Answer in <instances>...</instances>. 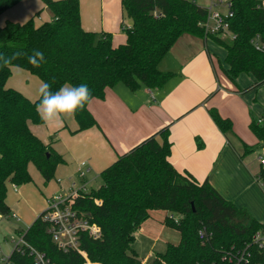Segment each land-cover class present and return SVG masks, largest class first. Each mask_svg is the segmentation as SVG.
Returning <instances> with one entry per match:
<instances>
[{
	"label": "trees",
	"instance_id": "16d2710c",
	"mask_svg": "<svg viewBox=\"0 0 264 264\" xmlns=\"http://www.w3.org/2000/svg\"><path fill=\"white\" fill-rule=\"evenodd\" d=\"M24 0H0V16ZM54 19L37 26L8 22L0 26V54L28 53L39 49L45 61L40 68L28 63L26 56L13 61L21 69L51 84L58 90L64 83H87L92 99H103L105 91L124 84L132 92L145 87L163 88L175 74L161 72L159 64L183 35L212 38L226 50V74L233 82L242 74L252 75L255 84L243 92L264 86V53L252 41H264V9L259 0H232V18L227 20L235 38L228 44L222 33L209 34L205 23L209 10L192 0H122L124 44L113 46L107 33H91L81 26L79 0H41ZM14 67H0V217H9L8 187H22L33 179L29 165L34 164L45 183L55 178L65 160L45 145L30 129L42 125L36 103L20 92L6 87ZM88 105L75 115L79 130L97 125ZM211 118L224 133L233 130L229 119L217 110ZM167 126L134 147L101 173L102 185L80 191L74 199L75 210L84 213L101 229L94 239L81 233L79 249H61L48 233L43 213L23 231L24 241L52 264H142L133 249L136 233L155 211L168 213L164 224L180 233L178 244L169 243L154 264H237V252L248 248L249 263L264 264V247L255 244L256 234L264 232L246 209L226 200L208 181L195 180L178 172L171 164L172 144ZM251 132L264 150V120L252 118ZM162 140L159 142L157 138ZM247 154L253 150L245 148ZM260 176L264 178L261 165ZM171 216H180L176 224ZM205 232V239L199 237ZM13 264H35L28 251L14 250ZM244 264V263H242Z\"/></svg>",
	"mask_w": 264,
	"mask_h": 264
},
{
	"label": "crops",
	"instance_id": "0c3cea01",
	"mask_svg": "<svg viewBox=\"0 0 264 264\" xmlns=\"http://www.w3.org/2000/svg\"><path fill=\"white\" fill-rule=\"evenodd\" d=\"M192 1L204 7L199 0ZM215 2L211 0V4ZM79 3L83 30L110 34L115 47L126 42L123 26L130 27L131 23L124 17L122 0H79ZM53 19V13L41 0H24L0 16V26L30 20L39 26ZM226 55V50L212 38L183 35L159 64L161 72L175 74L163 88L143 87L136 92L124 84L108 88L103 99L90 101L88 109L97 125L84 131L77 132L75 116L52 125L31 124V131L65 160L58 166L53 181L45 183L42 178L44 188L40 192H44V206L43 209L39 206L37 214L46 210L49 197L66 191L71 183L77 188L84 184L87 189L120 156L169 126L168 139L172 144L169 160L173 167L200 183L208 181L226 200L246 209L264 224V179L254 165L256 155L260 156L259 148L263 149L250 129L252 118L264 120V86L244 93L256 80L252 75L242 74L235 82L231 81L226 74ZM38 79L14 67L8 88L35 102L42 82ZM212 109L232 122L231 133L226 135L216 126L209 113ZM157 140L162 141L160 137ZM246 147L253 153L247 154ZM81 162L88 164L84 179L78 171ZM76 176L80 185L73 181ZM68 181L71 183L66 186ZM13 191L22 195L19 188L18 192ZM23 191L34 193L28 185L23 186ZM9 207L12 213V206ZM161 212L163 220L147 226L153 235L165 227L168 213Z\"/></svg>",
	"mask_w": 264,
	"mask_h": 264
},
{
	"label": "built area",
	"instance_id": "2783aa9c",
	"mask_svg": "<svg viewBox=\"0 0 264 264\" xmlns=\"http://www.w3.org/2000/svg\"><path fill=\"white\" fill-rule=\"evenodd\" d=\"M232 0H216L215 3L211 4L209 9V17L205 23V30L209 34H230L232 40L235 36L230 33L229 25L227 20L232 18L233 12L231 9ZM226 6L227 11L225 13L218 11L220 6ZM217 9V10H214ZM259 9H264V0H259ZM213 22V25L211 24ZM252 44L257 51L264 53V41L260 37H256ZM261 122V121H259ZM259 161L264 168V150L263 153L259 156ZM87 162H81L79 164V176L81 179L86 177L88 170ZM58 183L61 181L58 180ZM14 190L18 192V187L15 185ZM80 191H87L86 185L83 184L82 187L77 188L74 183L70 184V187L61 193H57L52 197H49L46 200V210L43 212V221L48 224V233L52 236L53 241L63 250L74 249L81 253L84 257L86 254L81 252L79 249V237L81 233L88 234L94 239H99L102 235L101 229L90 219H88L84 213L75 210L74 208V199L78 196ZM173 221L178 224L181 217L180 216H171ZM14 219L20 220L18 216H14ZM199 237L201 240L205 239V232L200 231ZM15 242V240H14ZM255 244L260 247H264V232H258L255 237ZM249 248V247H248ZM248 248L237 252L234 261L236 260L237 264H247L249 263V252ZM18 252L28 251L31 256L34 257L35 264H52L49 259L42 253H39L30 245H28L24 239L23 234H20V239L15 242V247L13 249ZM12 251V252H13ZM12 254V253H11ZM5 256L2 248L0 247V264H13L10 262L9 258L11 256ZM142 264H145L144 262Z\"/></svg>",
	"mask_w": 264,
	"mask_h": 264
},
{
	"label": "rangeland",
	"instance_id": "374dc122",
	"mask_svg": "<svg viewBox=\"0 0 264 264\" xmlns=\"http://www.w3.org/2000/svg\"><path fill=\"white\" fill-rule=\"evenodd\" d=\"M199 3L207 9H210L211 7V0H199ZM218 11L225 13L227 11V8L223 5L218 8ZM211 24L213 25V22H211ZM224 35L226 37H224L222 34L220 35V37L223 38V40L226 41L228 44H231L233 42L232 36L230 34ZM6 87H10L9 83L8 86L6 84ZM262 153L263 151L259 148V155H261ZM254 165L255 168L258 169V171L260 172L261 163L259 161V156L257 155L256 162ZM29 172L33 181L27 185L34 191V193H32V195L26 194L24 193L25 191H23V186H17L22 193L21 196H18L13 191L14 186L11 185L8 190L7 201L8 204L12 206V213L9 217H0V247L2 248L5 256H9L12 253L15 247V242L20 239V234L23 231L28 230V228L45 210H40L37 214V209H43L44 206V192H40V189L44 188V185H41L43 177L34 164L29 165ZM56 176L57 174L55 175V177ZM73 181L76 182L77 185H80L78 184L80 181L78 176L74 177ZM70 183L71 182L68 181L65 185L68 186ZM101 185L102 179L100 177H97L96 180H94L87 186V191L97 189ZM262 185H264V180H262ZM39 206L42 207L39 208ZM15 215L18 216L20 220L14 219ZM163 217L164 213L161 211L153 213L150 220L148 221V224L144 226V231L142 230L141 233L137 232L138 234L136 235L137 238L135 244L133 245V249L137 253V256L139 257L140 261L144 262L145 264H154L157 254H164L167 250V246L169 243L178 244L180 242V233L174 229L167 227L166 225L161 224L165 226L163 227L162 232L159 233V231L156 230V234L154 235L148 230V225H155L156 222L162 221ZM151 234L153 236H150ZM155 239H158V242L155 243Z\"/></svg>",
	"mask_w": 264,
	"mask_h": 264
},
{
	"label": "clouds",
	"instance_id": "9594fccd",
	"mask_svg": "<svg viewBox=\"0 0 264 264\" xmlns=\"http://www.w3.org/2000/svg\"><path fill=\"white\" fill-rule=\"evenodd\" d=\"M26 56L28 63L34 68H40L45 61L44 53L39 49H33L31 55L28 53H13L11 56L0 54V67H16L13 61ZM39 102L35 110L40 119L46 124L52 125L62 123L64 119L74 117L77 112L83 111L92 99V89L87 83L72 85L64 83L58 90L53 91L51 84L41 82L38 90Z\"/></svg>",
	"mask_w": 264,
	"mask_h": 264
}]
</instances>
